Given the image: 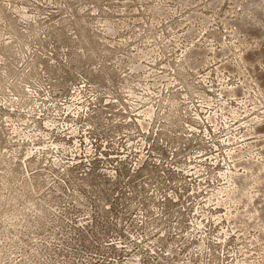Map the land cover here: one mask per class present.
Returning <instances> with one entry per match:
<instances>
[{
  "label": "rangeland",
  "instance_id": "374dc122",
  "mask_svg": "<svg viewBox=\"0 0 264 264\" xmlns=\"http://www.w3.org/2000/svg\"><path fill=\"white\" fill-rule=\"evenodd\" d=\"M252 52L264 0H0V264H264V220L248 223L264 209ZM142 89L156 90L149 143L129 123ZM150 149L174 175H142L138 203L130 177L96 180Z\"/></svg>",
  "mask_w": 264,
  "mask_h": 264
},
{
  "label": "built area",
  "instance_id": "2783aa9c",
  "mask_svg": "<svg viewBox=\"0 0 264 264\" xmlns=\"http://www.w3.org/2000/svg\"><path fill=\"white\" fill-rule=\"evenodd\" d=\"M138 68L144 69L142 74L144 75L145 78H147L148 76H154V78L160 76L159 72L152 68L151 64H146V61H145V63L141 64V67L138 65ZM127 71L132 76V81L134 83V86L140 87L139 82L137 81V78H136V74L132 70H130L129 68H127ZM157 83H159V82H157ZM155 91L156 90L150 91L149 94H147L145 92V90L142 89L144 96H150V97H147L145 99L147 101V103L143 106V110L139 111V113H141V112L143 113V118H141L142 120H138L136 118V115H133V114H132L133 120L130 119L131 115L129 117V123L134 126L135 133H142V135H143L142 143L144 141L149 143L147 141L145 135L146 134H154L155 135L156 134L155 128L157 126L159 127V124H160L158 112L156 111L155 105L153 103V97L155 96ZM138 93L139 92H136V91H129L127 93V95H137ZM157 93L161 94V93H163V91L158 90ZM137 96H139V95H137ZM131 105H132V109H133V104L131 103ZM132 112H133V110H132ZM90 115H91V113L89 114V116ZM30 136L34 138L36 135L30 134ZM74 151H75L77 156L80 155L79 147L77 144L74 145ZM177 151L178 150L169 151L165 154V156L170 152L176 156ZM152 157H153V154L151 152V149H150V153L148 155L146 153L141 152L139 155V159L134 163H132L131 160H129L128 158L122 157L121 159L118 160V174H116V175L111 173V172H108L107 170H104V169H100L99 172H97L92 167V170L97 175L96 180L99 181L103 187H108V188H110V187L113 188L114 186L120 184V182L123 181L125 177H127V178L130 177V180L127 182L131 185V188L134 190L132 195L134 196L135 203H138L139 196L146 197V193H145L146 190L142 189V191H140V186H139L141 181H142V179H140L142 175H146L147 178H151L152 180H154V178H156V177L161 178L159 181H155V180L154 181L155 182H161L163 187H164L165 181L170 180L171 175H174L171 171L166 172V170L164 169V167L162 165H160L158 167V164L153 162L155 159H153ZM149 165L152 167H155V170L150 168ZM146 167L148 169H151V170L142 171V169H144ZM139 172L141 173L140 175H138ZM147 183L148 182H146L145 186H147ZM174 202H176L174 200V198L164 197L163 201H162V207L164 209H166L169 206H171Z\"/></svg>",
  "mask_w": 264,
  "mask_h": 264
},
{
  "label": "bare ground",
  "instance_id": "6f19581e",
  "mask_svg": "<svg viewBox=\"0 0 264 264\" xmlns=\"http://www.w3.org/2000/svg\"><path fill=\"white\" fill-rule=\"evenodd\" d=\"M14 10H16V9H14ZM162 10H163V9H162ZM16 11H17V10H16ZM17 12H18V11H17ZM17 12H16V13H17ZM23 16H24V15H23ZM24 17H25V16H24ZM26 17H27V16H26ZM111 23H112V22H111ZM104 24H105V23H104ZM106 24H107V23H106ZM108 25H109V23H108ZM104 30H106V29H104ZM110 31L113 32L112 29H111ZM115 32H116V31H115ZM115 32H114V33H115ZM107 33H108V32H107ZM114 33H113V35H114ZM111 34H112V33H111ZM113 35H111V36H113ZM109 36H110V35H109ZM160 41H161V40H160ZM163 41H164V40H163ZM171 41H172V40H171ZM165 42H166V41H165ZM174 42H175V40H174ZM110 43H111V42H110ZM156 43H157V42H156ZM113 44H115V42H114ZM116 44H117V43H116ZM158 44H159V43H158ZM172 44H173V43H172ZM172 44H171V45H172ZM117 45H119V44H117ZM160 45H161V43H160ZM164 45H166V44H164ZM177 45H178V43H177ZM153 46H154V45H153ZM151 47H152V46H151ZM154 47H155V46H154ZM154 47H153V48H154ZM157 49H158V47H157ZM179 49H180V48H179ZM150 50H151V49H150ZM150 50H149V51H150ZM180 50H181V49H180ZM141 51H142V50H141ZM147 51H148V50H147ZM149 51H148V52H149ZM228 51H229V50H228ZM158 52H159V51H158ZM152 53H154V52L152 51ZM198 53H201V52L199 51ZM227 53H228V52H227ZM146 54H147V53H146ZM156 54H157V53H156ZM180 54H181V53H180ZM142 55H144L143 52H142ZM203 55H204V53H203ZM254 55H255V56H254ZM262 55L264 56V53L262 54V52H260V53H259V52H257V53H256V52H252V53H250V58H249V59L251 60V59L253 58L252 56H254V57H256V58H257V57H258V58H261ZM149 56H150V55H149ZM138 57H140V56H138ZM141 57H142V56H141ZM143 57H144V56H143ZM184 57H185V56H184ZM145 58H146V55H145ZM258 58H257V59H258ZM262 59H263V58H262ZM254 60H255V58H254ZM263 61H264V60H263ZM184 70H185V69H184ZM260 72L263 73V75H264V70H263V71H260ZM258 74H259V73H258ZM263 75H261V77H262ZM258 79H259L260 82L262 81V82H261V85L264 87V78H262L263 80H260V77H258ZM262 131H264V129H263ZM262 169H263V166H262L261 164H256V165L254 166V170H253V172H254V173H257V172L261 171ZM250 175H251V174H249V177H250ZM241 178L244 179V176H242ZM249 183H251V182H249ZM243 201H244L245 204L251 206V203H250L249 200H243ZM250 211H251V212H254V215L251 217V220H252V221H251V222H248L251 226H255V225L258 224V223H257L258 218H259V219L262 218V219L264 220V209H261V212H260V210H252V209L250 208ZM260 214H261L262 217H260ZM259 223H260V222H259ZM263 223H264V222H263ZM250 225H249V226H250Z\"/></svg>",
  "mask_w": 264,
  "mask_h": 264
}]
</instances>
